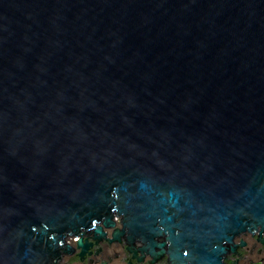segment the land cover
I'll return each mask as SVG.
<instances>
[{
  "label": "water",
  "instance_id": "water-1",
  "mask_svg": "<svg viewBox=\"0 0 264 264\" xmlns=\"http://www.w3.org/2000/svg\"><path fill=\"white\" fill-rule=\"evenodd\" d=\"M90 230L150 264L261 240L264 0H0V264Z\"/></svg>",
  "mask_w": 264,
  "mask_h": 264
},
{
  "label": "flooded vegetation",
  "instance_id": "flooded-vegetation-1",
  "mask_svg": "<svg viewBox=\"0 0 264 264\" xmlns=\"http://www.w3.org/2000/svg\"><path fill=\"white\" fill-rule=\"evenodd\" d=\"M120 228V220L117 219L115 229ZM112 231V229H104V232L108 238L111 237ZM83 240H87V242L90 244L83 257H80L79 255L81 249H78L76 246L77 240L68 241L72 252L67 255H62L57 264H113L115 261H117L119 264H150V260L148 258L141 262H138L136 259H134L132 254L126 250L127 245L123 240L121 242L113 243H109L106 239L94 240L92 237V230L88 231L83 236ZM241 240L245 245L243 247L237 248L235 254L228 255L225 263L264 264V235L262 236L261 240H259L257 235L253 237L246 235L240 237L238 240H236V242L239 243ZM135 246L138 247L139 245L136 244ZM115 248H117V251L113 250ZM253 257L256 260H253ZM155 264H167L166 259L163 258Z\"/></svg>",
  "mask_w": 264,
  "mask_h": 264
},
{
  "label": "bare ground",
  "instance_id": "bare-ground-1",
  "mask_svg": "<svg viewBox=\"0 0 264 264\" xmlns=\"http://www.w3.org/2000/svg\"><path fill=\"white\" fill-rule=\"evenodd\" d=\"M117 247V246H116ZM110 250V249H109ZM113 250H116L117 251V248L113 249ZM109 253V252H108ZM116 253V252H115ZM117 255V253H116ZM104 257V256H103ZM117 258V257H116ZM103 259V258H102ZM113 260V259H112ZM111 261V260H110ZM121 262V261H120ZM113 264H119L117 261L113 262ZM121 264V263H120Z\"/></svg>",
  "mask_w": 264,
  "mask_h": 264
},
{
  "label": "rangeland",
  "instance_id": "rangeland-1",
  "mask_svg": "<svg viewBox=\"0 0 264 264\" xmlns=\"http://www.w3.org/2000/svg\"><path fill=\"white\" fill-rule=\"evenodd\" d=\"M253 260H256L254 257L252 258Z\"/></svg>",
  "mask_w": 264,
  "mask_h": 264
}]
</instances>
